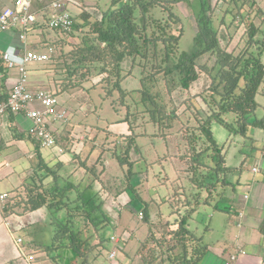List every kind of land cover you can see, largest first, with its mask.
<instances>
[{
  "label": "trees",
  "instance_id": "obj_1",
  "mask_svg": "<svg viewBox=\"0 0 264 264\" xmlns=\"http://www.w3.org/2000/svg\"><path fill=\"white\" fill-rule=\"evenodd\" d=\"M182 1L192 6V15L197 24L194 47L190 51L180 49L183 34H174L168 30L173 16H176L175 23L179 22L176 14L171 12L165 21L153 18L152 15L153 9L159 5L165 4V7L172 9L174 3ZM193 1L109 0L107 6L101 5L98 1L93 6L100 11V15L93 20H90L91 13L88 11L79 16L86 20L84 24L77 22L78 16L73 14L74 30L82 29L83 32L88 29L83 33L80 43L66 47L69 49L65 52L62 48L65 39L52 38L50 44L54 49L60 47L62 49L61 53L58 51L59 54L56 49L55 54L50 57L52 63L49 66L59 69L56 76L52 77L55 80V94H63L75 87L84 89L85 82L89 80H92L94 86L108 85L105 96L118 91V99L121 100L114 99L112 108L117 113H121L122 107L125 108L115 122L127 123L129 133L118 134L110 130L109 126L115 122L103 126H98L97 123L92 126L97 132L87 134L86 142L91 141L90 150L96 147L101 149L98 159L89 164V157L83 158L79 166L65 177L60 173L63 162L58 161L56 165H50L40 151V144L28 133V137L38 143L39 160L36 166L31 167V172L27 174L22 184L12 192L11 198L15 199L21 195L20 187L24 188V195L15 203H7L3 212L6 215L13 213L15 206L26 212L43 207L53 209V213L56 214L52 222L53 237L49 244L34 246L37 251L51 254L56 250L60 256L62 251L70 250L73 254L72 264H95L101 255L99 250H110L108 243L111 242V235L107 237L96 232L99 242L92 245V235L84 237L81 228L76 225L75 218L78 216L88 218L98 231L109 223L119 227V221H115L105 210V200L108 196L116 198L115 196L128 189L139 197L138 186L132 181L135 173L137 174L134 166L137 161L147 158L141 156L133 159V153L140 151L137 138L157 136L167 147L161 158L169 162L176 174L175 180L171 183L174 194L164 201L172 199L173 213L178 212L179 217L166 231L159 228L158 232L157 228L149 229L145 238L140 240L136 253L142 264H201L207 255L212 243L206 241L203 234H197L189 227V219L198 209L199 203L204 200L202 191L206 187H209L212 196L211 188H214L217 182L222 183L224 187L222 195L227 189L226 185H231L228 180L229 173L238 167L227 163L229 146L241 138L244 146L251 148L250 154L252 149L256 148L254 130L257 127L264 129V114L261 116L258 114L261 105L257 100L258 93L264 90V23L261 26L249 19V16L245 17L244 23L239 24L240 27L232 34L229 33L231 27L227 25L230 42L223 46L219 27L215 25L213 19L216 6H211V0ZM226 15L221 19L222 25L226 23ZM240 15L237 13L238 17ZM35 26H39V23L37 22ZM74 30L66 35L75 34ZM237 34L240 35L239 38ZM235 37L237 40L233 44ZM63 54L70 57L63 59ZM205 55L214 59L212 65H208V62L202 63ZM126 57H131L132 66L138 63L143 68L141 86L137 90L141 91V100L146 106L144 110L131 107L130 102L136 105L137 101L126 102L128 94L132 91L122 87L123 62ZM150 70L153 72L145 76V71ZM205 75L210 78V84L206 88L208 89L206 91H210V96H206L203 91L190 94L187 90L191 88L193 82L205 78L203 77ZM160 77L163 83L159 81ZM93 78L99 79L95 82ZM178 89L182 90L181 93H188L182 100L184 103H177L176 98H173ZM96 108L97 106L94 109ZM86 112L91 114L93 111ZM143 112L149 115V118L144 124L139 125L142 130L136 132L135 128L139 127L138 122L141 118L139 116ZM101 118L103 117L98 116L96 119L99 121ZM214 123H219L229 131L225 143H219L216 139ZM146 124L151 125L150 131L143 128ZM64 128L67 132L71 131L66 125ZM56 137L57 141L60 139L68 142V145L63 147L65 153L71 151L69 133L64 136L60 131ZM80 156L81 152L78 157ZM104 156H107L105 159L115 160L114 162L121 167H128L126 174L128 187L120 189L117 193H112L105 183L102 189L95 188L96 180H101L99 172L90 181H86L87 175L94 172L99 163L105 165ZM159 160L162 161L159 158L150 164ZM82 167L85 169V175L79 182L73 181V176ZM175 181L178 183L174 184ZM193 186L199 190L191 192ZM86 187L92 189L87 191ZM83 192H88L89 196H81ZM210 196L205 197V200ZM214 209L227 211L229 207H220L217 203ZM139 215L141 217L137 218V225L130 227L128 233L126 230L119 232L122 241L130 240L141 226L151 223L147 201L139 210ZM158 227L161 228L160 225ZM207 228H210L209 224ZM260 229L264 234V221ZM52 257L56 261L57 255ZM114 264L121 263L116 260Z\"/></svg>",
  "mask_w": 264,
  "mask_h": 264
},
{
  "label": "rangeland",
  "instance_id": "obj_2",
  "mask_svg": "<svg viewBox=\"0 0 264 264\" xmlns=\"http://www.w3.org/2000/svg\"><path fill=\"white\" fill-rule=\"evenodd\" d=\"M49 0H41V1H34V5L36 7H41L45 4L48 3ZM76 3L75 5L77 6L76 8H74V15L78 16L76 17V21L77 22H81V23H85L86 20L83 19V17H79L80 15H82V13L84 11H88L91 13V18L90 20H93L94 18L97 17V15H100V11L96 10L94 8V4L96 2L99 1V3L103 6H107V4L109 5V0H75ZM193 1V0H192ZM253 0H211V6H216L215 12L213 14V19H214V23L217 27H219L220 30V38H221V43L223 46H226L230 41L229 38V33L232 34L235 32V30H237L240 26L239 24L244 23L243 19L245 17H250L249 19L253 20L256 24L263 26L262 24L263 22V16H264V1L263 0H255L254 3L251 4ZM194 3V1H193ZM72 7V0L70 1L69 4ZM262 5V6H261ZM163 6L165 7V4L163 5H159L157 7H155L153 9L152 15L153 18L156 19H163L164 21L167 19V17H169V14L171 12H173L174 14H176L179 18V22L175 23L174 19L176 16H173L172 19L170 20V22H172L170 28L168 29L169 32H172L174 34H183L181 40H180V49L182 51H190L193 49L194 47V43H195V35H196V29H197V24L194 20V17L192 15V6L184 1L179 2L177 4H173L171 6L172 9H170L169 7H165L163 8ZM237 13H240L241 15L238 17ZM181 16H179V15ZM226 15V23L224 25H222L221 23V19L223 18V16ZM100 16H98L99 18ZM184 17V18H183ZM38 18L40 22L45 21V16L43 15V13H39L38 14ZM183 18V20L181 19ZM248 19V18H247ZM250 22V21H249ZM261 23V24H260ZM45 27L47 28V32L49 36V39H51L49 41L48 44L51 43V41L57 40L59 38L65 39V44L62 48H64L65 52H68L66 47H72V45L80 43L83 33L87 30H84L83 32L81 31L82 29H76L74 30L75 34L73 35H69L67 36L65 33L59 31V30H51L46 24H44ZM222 25V26H221ZM231 27L230 32L228 33L227 29L228 26ZM243 25V24H242ZM44 27V28H45ZM87 27V26H86ZM45 28V29H46ZM49 28V29H48ZM152 29V28H151ZM151 29L149 31H151ZM156 29V28H155ZM81 31V32H78ZM242 31V30H241ZM38 32V31H37ZM34 33L30 32L28 34V41L29 44L34 42V41H38V36H36L34 39ZM40 33V30H39ZM85 36V35H84ZM53 38V39H52ZM38 45L41 46L42 49H45L46 47H43V42L38 41L37 43ZM52 45V44H51ZM56 49H54V52L52 53L55 54ZM61 47L57 49V54H59L58 51H60L61 53ZM47 53H49V50H46ZM56 54V56H57ZM208 56V57H207ZM70 56H67L66 54L62 55L63 59H67ZM53 58V57H52ZM138 62V61H137ZM203 62H208V65H212L214 62L213 58H210L209 55H205V57H203L202 59V63ZM52 63V60L49 59L45 62H35V63H30L27 65V68L29 70V74H30V78H32L33 75L38 74L40 71L42 70H46L47 72V76L44 78V80L41 81V85L42 86H48L52 91H54L55 86V80L52 79V77L56 74V71H58V68H51L49 66V64ZM61 65V64H59ZM123 67H124V76L122 78V87L126 90H132L128 96H127V100L126 102L129 103L130 101H137L138 104L136 105H132L134 104L133 102H130L131 107H138L139 110H144V108H146L144 102L141 100V91L137 90L140 86H141V76H142V66H140L138 63L135 66H132V59L131 57H126V59L123 62ZM153 70L150 71H145V76L148 75V73H152ZM56 76V75H55ZM205 78L201 79V80H197L195 82H193V84L191 85V88L189 90H187L190 94L191 93H197L200 91H203V93L206 96H210V91H206L208 89V86L210 84V78L207 77V75L203 76ZM99 78H93V80L96 82V80H98ZM162 83V78L160 77V80ZM34 85H37L35 83H33ZM53 84V85H52ZM107 84V83H105ZM52 86V87H51ZM54 86V87H53ZM35 87V86H34ZM106 87L103 84H96V86L93 85L92 80H89L87 82H85L84 85V89L83 88H70L68 90V92H65L63 94H60V96H58V98L61 101V104L63 105L64 108H66L68 110L69 116L71 118L72 123H75L77 125H86V128L88 129V134L92 135L94 133H96L97 131L92 127L95 126V124L99 125H105L109 122H115L120 116L121 113L125 111V108H121V113H117L113 108H112V102L114 99H117L118 101H121L118 99L119 96V92L115 91L114 93H112L110 96H105L106 95ZM135 89V90H134ZM56 90V89H55ZM179 90V89H178ZM182 90L177 91L175 94H173V98H176L177 103H184V101H182L186 96V94H188L187 92H182ZM168 98V97H166ZM185 102H187V99L185 100ZM188 104V103H186ZM97 106L96 110L94 109ZM36 107H41L39 104L36 105ZM79 107V108H78ZM81 108V109H80ZM184 108V107H183ZM85 109V110H83ZM86 110H91V114L87 113ZM98 116H102L103 118H101L99 121H97V117ZM141 117L139 119L138 122V126L141 124H144L148 118L149 115L141 113V115L139 116ZM151 122V121H150ZM118 122L113 123L112 125L109 126V129L118 133V134H127L129 133V131H126V129H124V131H126L127 133H122L119 132L117 130H119V128H114V125H116ZM153 123V122H152ZM154 124V123H153ZM53 126L55 128H58V133L64 132L63 127L65 126L64 123H62L61 121H56L54 122ZM140 127V129H139ZM137 129L135 128L136 132L141 131L142 127L139 126ZM143 128H146L148 131H150L151 129V125L150 124H146ZM116 130V131H115ZM4 129L2 131V136L4 133ZM82 133V132H81ZM79 131L77 134V136L72 135L71 140H77L80 138V134ZM81 135H84L81 134ZM86 135V132H85ZM57 136V135H56ZM57 138V137H56ZM1 136H0V141H1ZM83 141L87 140V136H85L83 139ZM94 140H92L93 142ZM98 143H100L99 141H97ZM143 144L144 146H140V152L141 154L144 155L145 158L147 159H141L139 161L136 162L135 166H134V170L140 171V169L142 167H147V166H151L149 174L155 175L158 178L164 177L165 175H169L170 176V180L169 181H165L163 183V189H159V190H155L157 189V187L153 188V186L148 187L147 183H140L141 186H139V189H141V198L143 199H147V203H148V207H149V214L151 216V224H144L143 226H141L142 228L139 229L136 232V235L129 240L128 242V247H127V251L129 252V254H136L137 251V246H139V244L141 243L140 240L142 241L145 238V235H147L149 229H155L157 227H155V224H157L158 222H156V218L157 220L159 219V215L158 213L161 212L160 208L158 207V205L160 206L161 204L156 203V199L153 200V197H163V200H165V198L167 197H171L172 194H174V190L172 188V184L173 181L176 178V174L175 172H173L174 170L172 169L171 165L169 164L168 161L165 160V162L163 161H156L152 164H150L151 162L155 161L158 158L157 154H160L161 152H163L162 155H164V152L166 151L167 147L163 146V143L159 140V138L157 136H153V137H141L139 136L137 138V145L138 144ZM241 147V154L242 155H247L248 151H250L251 149L249 148V146H244V144L242 145H238ZM88 147H91V141H89L88 143ZM63 148V147H62ZM234 146L231 147V149H233ZM42 150H40L43 154V156L46 158V161L49 162L50 165H56L58 162V158L59 156H61L62 154H64V149L61 152L58 147H41ZM1 157L0 160L4 159V157L6 155L9 156L10 160H11V168L15 169V172L12 174H9L8 176H5L3 178H0V191L1 192H9L11 194H13L12 192L15 190L16 184L19 183V185L22 184V182L25 180L27 174H29L31 172V161L25 157V156H20V154H18V151L16 152L17 156L14 155H9L7 153V148L1 149ZM101 149L99 147L93 148V150L85 148L83 154L81 155V159L85 158V157H89V161L91 163H94L96 161V157L100 154ZM54 153H56L57 155H54ZM161 155V156H162ZM256 155V153H254V156ZM4 156V157H3ZM138 153L133 154V159H137ZM104 156V161H105V165L99 163L97 166V169L88 174L86 177V181H90L92 179V177L96 176L97 173L99 172V176L101 178V182L105 183L108 187H110L112 193H117V191H119L122 188H126L128 187V182H127V176L126 174H128V167H121L117 164V162H114L113 159H105ZM259 159V157L257 158ZM230 160V156L228 161ZM104 161H102V163H104ZM256 162V160L253 158V154L249 155V157L246 159V161L244 163H242L240 166H243V175L241 178L242 183L241 184H235V188H232L231 186H229V184L226 185V190L224 195H222V191L224 190L222 183L217 182L214 185V188H211V197L209 198H213V203L212 204H207L206 203H199V207L196 210V212L193 215V219L189 221V227L194 229L196 231L197 234H203L204 238L206 241L210 242L213 244V248H221L224 247L227 251L224 250V252L221 255H216L215 257L218 259V264H224V261H226L228 259V261H230V257L228 252L229 251H233L235 250V243H236V235L238 233V228L237 226H235V222L234 221H229V224H227L226 222H228V220L226 218H229V215H226L228 213L223 212V211H219L214 209L215 204H219L220 207L223 206H228L229 209L231 210V204L233 202V199H243L245 194L248 195H252V188H248L247 185L249 182H251V184L256 180L260 181L262 178V174L261 173H254V171L251 170V166L252 164ZM75 165H78V161L74 162L71 164V168L66 165L65 168L63 170L60 171V173L65 177V175L68 174L67 171H72L76 168ZM37 165V163H36ZM104 167V168H103ZM10 168V169H11ZM82 169V170H81ZM79 171V174H75L73 176V181L75 182H79L82 178L83 175H85V169L82 167ZM104 169V171L102 172L101 170ZM20 174H22V176H20ZM157 174V175H156ZM136 175V173H135ZM134 175V176H135ZM20 176V177H19ZM132 178L133 184H137V182L140 180L137 176H135ZM20 178V179H19ZM178 181H175L174 184H177ZM97 182L95 183V188H97ZM18 185V186H19ZM17 186V187H18ZM83 187V186H82ZM194 188L191 189V192H195L198 191L199 189L196 186H193ZM88 189V187H86ZM17 189V188H16ZM20 189L22 191L21 195H19V197H16L15 199H9L10 201H8V204L10 202L15 203L16 200H18V198H21L24 195V188L20 187ZM92 188L88 189L87 191H90ZM209 187L206 189H204V195L210 196V192ZM130 190V189H128ZM155 190V191H154ZM137 191V188H136ZM124 192V191H123ZM209 192V193H208ZM88 192H83L81 194V196H85L87 195ZM195 194V193H194ZM234 195V198H232V196ZM12 196V195H11ZM89 196V195H87ZM86 196V197H87ZM116 198L118 197L115 196ZM120 197V195H119ZM115 198L116 202H113L115 200L112 199V197L110 196L107 201L105 202V210L107 211V213H109V211H112V214L114 216L117 215H122V219L127 222L132 224L133 226L137 225V218H138V214H135V210H131L130 207H134L137 208L134 204L137 203V199H135L134 202H130L129 206L127 207H119L120 206V198ZM208 198V199H209ZM159 200V199H158ZM211 200V199H210ZM203 201V200H202ZM112 202V203H111ZM167 203L162 205L163 211H167L171 205H172V201L167 200L164 201V203ZM115 204V205H114ZM202 204V205H201ZM116 207L115 210H113L112 208ZM14 211L13 213H10L7 216V219L9 221V226L11 229V234L10 237L11 238H18L19 236L23 237L25 240L24 243L25 245L23 246V253L26 254L27 251H29L30 249H32V247L37 246V245H41V244H45V243H50L51 239L53 237V233H54V228H53V224H51V222H53L54 218L56 217V214L53 213V209L50 207H43V212H38V213H34L33 212H27V213H23L26 211H23L21 207L19 206H15L14 207ZM120 208V209H119ZM1 209V208H0ZM118 210V212H116V210ZM2 210V209H1ZM1 213H3V210L1 211ZM58 213V212H57ZM232 215H236L234 209L232 210ZM214 216L213 218L211 216ZM50 217V218H49ZM212 218V219H211ZM172 220V219H171ZM75 222L77 227H80L83 233L84 237H87L88 235H92V239H91V244L95 245L99 242V238L96 236V232L102 233L105 236H110L111 233L113 231H116L115 233L117 235H119L120 229L117 225L113 226L112 224H107L106 226L102 227L100 231L96 230L95 227L92 225V223L88 220V218L86 217H76L75 218ZM210 223L209 225L211 226V229H207V224ZM87 226V227H86ZM162 226V225H161ZM214 227V228H213ZM160 228V227H159ZM5 238H7V234L6 232L4 233ZM142 237V238H141ZM108 246L110 247V250L107 249H101L99 250V252L101 253V255L99 256V260L95 263V264H112V257H110V251L113 248H116V244H114L113 242H109ZM247 248L243 249V251L247 252ZM56 250L51 252V256H55L56 257V261L57 264H72L71 262L73 261V254L71 253L70 250H60L62 251L61 255L58 256L57 252H55ZM97 252V251H95ZM46 253V252H45ZM123 253V251H121L120 249L118 250V255L117 258L113 261V264L115 263L116 260L120 259V255ZM213 253H210L208 259L212 258ZM233 254H236L235 252ZM253 259L255 261H252L253 264H256V259H254V257L248 255L245 258ZM54 258V257H52ZM139 258V255H138ZM241 255H239V258L236 262H233L232 264H248L249 262H247V259L245 260H240ZM140 259V258H139ZM240 260V261H239ZM141 264H142V260H138ZM39 262L41 263V260L39 258ZM45 262L43 261L42 264H44Z\"/></svg>",
  "mask_w": 264,
  "mask_h": 264
},
{
  "label": "crops",
  "instance_id": "obj_3",
  "mask_svg": "<svg viewBox=\"0 0 264 264\" xmlns=\"http://www.w3.org/2000/svg\"><path fill=\"white\" fill-rule=\"evenodd\" d=\"M12 3H13V0H0V7L6 6V5H11ZM75 3H76V1L72 0V7L70 6L73 13H74V8L77 7L75 5ZM38 23H39V26H35L34 30H33V31H35L33 39L36 36H38V41L42 40L43 45H48L49 36H47L48 35L47 28L44 25L45 21H43V22L39 21ZM41 27H45L46 29L41 28ZM39 30H40V33H39ZM18 33H19V29H10L8 31L0 33V100L7 98L9 92L12 89V86L14 85V83L16 82V80L18 79V76H19V71H18L17 67H14L11 69L6 68L5 64H4V60L2 58V54L7 51V52L11 53L13 59L16 62L20 61V59H21L20 57H21L22 53L19 50L20 41L18 39ZM237 36H238V34H237ZM239 37H240V35L237 38H239ZM237 38L236 37L234 38V40L232 41L233 44L235 43ZM38 41H34L33 43L37 44ZM47 72L48 71H46V70H42L38 74L33 75L32 78H30L31 86L32 87L35 86L34 88L40 87V88L50 89L48 86H42L41 85L42 84L41 81L44 80V78L47 76ZM33 83H35L37 85H34ZM58 96H60V95H58ZM257 100L261 105L260 109L258 110V114L261 116L264 114V90H263V92L258 93ZM28 123H29V120L27 119V117L25 116L24 113L19 114V115H14L12 113H9V114H5V115L0 116V136L2 138L0 141V151L2 152V150H1L2 148H4V149L7 148V153L9 155H14V156H17L16 152L18 151V154H20L21 157L25 156L32 162L31 163V167H32L33 165L36 166V163H38V160H39L38 149H37L38 143L35 142L32 138L28 137V132H27V124ZM64 125H66L67 128L71 130L70 132H67V130H64V132H63L64 136H67L68 133L70 134L71 137H72V135L77 136L76 133H78V131L80 133L82 132L81 134L84 133V135L80 134L79 139L71 140V143H72V144H70L71 151H68V152L62 154L61 156H59L58 161L63 162L61 170H63L66 165H68L71 168V164L76 162V161H78V163H80V161L82 159H80L81 156L78 157L79 153L81 152V155H82L85 148L90 149L88 147V142H86V140L85 141L82 140L88 134V129L86 128V125H83V124L77 125L75 123H72L71 118L69 119L68 123H64ZM114 128L115 129L119 128V130H117V131L122 132V133H127L126 131H129L127 123H117L116 125H114L113 129ZM3 129L5 132L3 133V136H2ZM55 129H56L55 135H57L58 128H55ZM63 129H65V128L63 127ZM124 129H126V131H124ZM213 131H214L216 139L218 140L219 143H225L227 141L229 131L226 128H224L222 125H220L219 123H214L213 124ZM85 132H86V135H85ZM16 135H18V137ZM147 137H150V136H147ZM254 138L256 140V148L252 149L250 154H249L250 151H248V154L246 156L241 154L240 151L243 149H241V147L238 146V145L243 144L241 138H238L233 144H231L229 146V151L227 154L228 165L238 167L235 171L230 172L229 176H228V180L231 183L230 186L232 188H235V184H241L242 183L241 178L243 175V166H240V165L246 161V159L249 157V155L253 154V158L256 160V162H254L252 164L251 170L254 171L253 169L257 167L258 170L254 171V173H261L262 174V178L260 181L256 182V180H255L252 184H251V182L248 183L247 187L252 188V195L251 196L248 194H245L243 199H239V200L233 199V202L231 204L232 209L231 210L229 209L227 211H223V212L228 213L226 215L230 214L229 218H226L228 220V222H226V223L229 224V221H234L235 226H237V228H238V233L235 237V239H236V243L234 245L235 250L228 252L229 257H231L233 255L237 256L234 260H232L231 264L238 260L239 255H241L240 260L247 259V262H249L248 264H253L252 261H255L253 259H251V261H250V259H248V257L245 258L248 255H250V256L254 257V259H256V264H264V261H263V258H264V234L262 233V231L260 229V226H261L262 222L264 221V129L257 127L254 130ZM58 141H59L58 145L59 144L61 145V146L59 145L60 147H65L66 145H68L67 144L68 142H66L65 140L59 139ZM138 146L140 148V146H144V145L139 143ZM163 146L166 147V144L163 143ZM232 146H234L233 149H231ZM40 150H42V149H40ZM137 153H138L137 159L141 156H144L143 154H141L140 151H137ZM254 153H256L255 156H254ZM133 154H136V153H133ZM162 154H163V152H161L160 154H157L158 158L156 160H158L160 158V159H162L163 162H165V158H161ZM54 155H57V154L54 153ZM98 156L96 157V160L98 159ZM229 156H230V160L228 161ZM0 157H1V155H0ZM162 157H163V155H162ZM258 157H259V159H257ZM88 161H89V159H88ZM88 163L91 164V162H88ZM74 166L78 167L79 164L78 165L74 164ZM10 168H11V160H10L9 156L6 155L4 157V159L0 160V178H3L5 176H8L9 174H12L15 172V169H13V168L10 169ZM150 168H151V166L142 167L140 169V171H138V173L135 176H137L140 180L137 182L136 185L141 186L140 183L146 182L148 187H151V186H153V188L157 187V189H155V190H159L163 186V183L165 182V180L170 176L165 175L164 177L158 178L155 175L149 174ZM172 169L174 170V168H172ZM72 171H67V172H68V174H70ZM75 174H79V170ZM20 176H22V174H20ZM83 176H82V178H83ZM169 180L170 179H168L167 181H169ZM96 182L98 183L97 189L98 190L102 189L103 183L101 182V180L100 181L96 180ZM18 185H19V183L16 184L15 188H17ZM139 186H138V190L141 193V189H139ZM161 189H163V187ZM4 192H6V191H4ZM104 192H105V190H104ZM140 196H141V194L139 195V197H136L135 193L131 192L130 190H126V191L122 192L120 194V197L118 195V197L120 198V206L119 207L120 208L121 207L122 208L127 207V206H129V203L131 201L134 202L135 199H137V203L134 204L137 208H134V207H130V208H131V210H133V209L135 210V212H134L135 214H138L139 210L144 206V202L148 201L147 199H143ZM202 196L204 199L202 201V203H206V205L213 203V201H214L213 198H209L208 200H205L206 196L204 195V191H202ZM109 197L110 196H108L106 198L105 202L107 201V199ZM232 198H234V195L232 196ZM112 199L115 200L113 202H116L115 198L112 197ZM152 199L153 200L156 199V201H155L156 203L161 201V202H159V204H161V205L160 206L158 205V207L160 208V211H161L158 213L159 219L157 220V218H156V222H158V223L155 224V222H154V225L157 226V232H158V228H159L158 226L159 225L160 226L162 225L161 228H159V229L166 231L170 227L173 226V223L179 217V213L178 212L173 213L174 209L172 208V206L166 212L163 211L162 205H164V204L167 205V203H168V202L164 203L163 197H157L156 196V197H153ZM171 200L172 199H170V201ZM1 209H0V264H28L25 257L22 255L23 249H21L25 245V243H24L25 240H23V242L20 244L17 242V239L21 236H19L17 239L10 237V234H11L10 227L11 226L9 225L10 223L7 219L6 214L4 212L1 213V211H2ZM112 209L115 210L116 207H113ZM119 209H117L116 212H118ZM233 209L236 212L235 213L236 215H232ZM219 211H221V210H219ZM31 212H33V211H31ZM38 212H43V208L36 210L34 213H38ZM194 213L190 216L189 221L193 219ZM108 214L112 218H114L115 221H119L120 231L126 230L127 233L129 232V228L132 227V224L127 223L128 221L125 222L122 219V215L114 216L112 214V211H109ZM138 217H141V216L139 215ZM211 217L213 218L214 216L212 215ZM51 224H52V222H51ZM208 224H210V223H208ZM209 229H211V226ZM5 232L7 234V238H5V235H4ZM111 235H115L117 238H119V242H113V243L116 244L117 248L119 247L118 250L120 249L121 251H123V253L120 255V259H119V262L121 264H141L138 261L140 259L138 258L137 253L136 254L133 253L130 255L129 252L127 251L129 240L125 241V242L122 241L120 239L121 237L119 235H117L114 231L111 233ZM131 239L132 238H130V240ZM45 244H48V243H45ZM212 246H213V244L210 245L209 251H208L207 255L203 258L201 264H218V259L215 257V254L221 255L224 252V250L227 251L224 247L213 248ZM246 248L248 249L247 252L243 253L242 252L243 249H246ZM118 250L116 251V255H115L116 257L114 258V260L117 258ZM234 252L236 254H233ZM26 253H34L38 259L40 258V260H41L40 264H42L43 261L45 262L44 264H57V262L52 258L51 254H49L47 252L45 253L42 251H37L35 249V247H32V249H30ZM210 253H213L212 254L213 256H212V258L208 259ZM111 259H113V258H111ZM112 262H113V260H112ZM226 262H228V259L226 261H224V264H226Z\"/></svg>",
  "mask_w": 264,
  "mask_h": 264
},
{
  "label": "built area",
  "instance_id": "obj_4",
  "mask_svg": "<svg viewBox=\"0 0 264 264\" xmlns=\"http://www.w3.org/2000/svg\"><path fill=\"white\" fill-rule=\"evenodd\" d=\"M35 0H13L11 5L0 7V33L10 29H19L18 39L20 41V52L22 53L19 62H16L10 52H4L2 58L6 68L17 67L19 76L6 99L0 100V116L12 113L19 115L24 113L29 123L27 132L35 137L41 147H58L62 152L63 148L57 143L54 122L61 121L68 123L70 116L68 110L63 107L57 94L51 89L34 88L31 86L30 74L27 65L35 62H45L50 59L54 52L51 44L40 45L30 43L28 34L34 30L39 22L38 14L43 13L45 24L51 30H59L63 33H71L74 30L73 11L70 8V0H52L45 6L36 7ZM41 1V0H37ZM49 50V53L46 52ZM39 104L41 107H36ZM1 155V151H0ZM257 171L258 168H254ZM11 197L9 192L0 191V207L4 209ZM112 242H119L115 235L110 237ZM18 243L23 242V237L17 239ZM117 248L110 251V257H115ZM245 253V251H242ZM28 264H40L34 253H23ZM237 256L230 257L231 264Z\"/></svg>",
  "mask_w": 264,
  "mask_h": 264
},
{
  "label": "clouds",
  "instance_id": "obj_5",
  "mask_svg": "<svg viewBox=\"0 0 264 264\" xmlns=\"http://www.w3.org/2000/svg\"><path fill=\"white\" fill-rule=\"evenodd\" d=\"M2 210H3V209H2ZM111 236H112V235H111ZM111 236H110V237H111ZM111 242H112V241H111ZM116 248H117V246H116ZM117 249H118V248H117Z\"/></svg>",
  "mask_w": 264,
  "mask_h": 264
}]
</instances>
